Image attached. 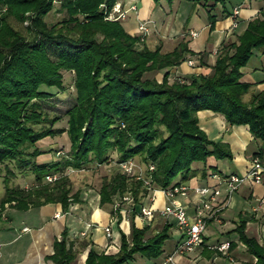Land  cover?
Wrapping results in <instances>:
<instances>
[{
    "label": "trees",
    "instance_id": "trees-1",
    "mask_svg": "<svg viewBox=\"0 0 264 264\" xmlns=\"http://www.w3.org/2000/svg\"><path fill=\"white\" fill-rule=\"evenodd\" d=\"M54 0H0V161H12L16 170L32 172L27 185L8 184L13 170L5 163L2 174L5 201L23 209L46 201H58L65 209L71 200H79V190L71 191L65 167H82L89 161L103 162L113 157L120 161L134 154L145 164L144 175L150 184L164 187L214 167L209 157H231L228 143L210 138L197 122L196 110L210 108L223 114L229 123H246L257 140L253 156L264 150V91L252 93L248 100L241 94L250 85L241 78V66L253 47L264 49V5L251 16L233 39L221 40L210 69L189 73L185 79L169 78V67L186 58V40L179 39L168 50L148 46L144 35L127 31L119 17H106L115 0H58L60 18L46 21L44 15ZM206 7L208 28L215 13L210 8L224 0H190ZM230 11V10H229ZM229 13V12H228ZM27 19V33L9 21ZM52 47L53 56L48 53ZM203 52L202 50L199 53ZM201 57V56H200ZM161 68L160 78L144 71ZM62 69L73 72L74 101L64 113L65 126H54L60 115L47 113L39 98L50 94L41 87H64ZM65 131L68 148L62 154L38 159L44 149L37 140ZM113 152V154H112ZM113 155V156H112ZM258 157V158H259ZM152 163L151 168H147ZM115 168L104 176L97 188L99 203L131 196L129 227L119 231L115 251H96L88 246L77 264H120L138 252L155 257L162 250L171 221L145 234L148 224L137 226L132 216L146 194L141 177ZM56 173L51 179L45 174ZM247 252L255 256L248 264H264V242L244 230L240 219L232 228ZM64 226L52 240L46 256L61 264H70L75 247ZM230 244V240L228 241Z\"/></svg>",
    "mask_w": 264,
    "mask_h": 264
},
{
    "label": "crops",
    "instance_id": "crops-1",
    "mask_svg": "<svg viewBox=\"0 0 264 264\" xmlns=\"http://www.w3.org/2000/svg\"><path fill=\"white\" fill-rule=\"evenodd\" d=\"M117 1L122 8L130 2L134 3L135 7L127 8L119 20L129 32L135 29L138 21H143L147 26V32L143 38L146 45L159 44L160 50L165 51L171 49L179 39L186 40L188 48L194 52L187 51L185 56L191 58L192 63L189 64L184 58L178 64L170 66L173 75L208 71L220 41L233 39L235 33L251 16L258 14L259 7L263 5L262 0H233L228 7L224 6L226 8V13H224L220 11L219 1H216L211 7L219 9V12L216 11L217 14L213 11L215 13L213 27L208 28L206 18V21L201 22L200 25L197 24L199 27L192 35L188 30L195 28L191 27L192 23L189 25L187 23L190 19L192 20V14L198 10L200 5L206 9L199 2L187 0L190 1L191 10L188 15H185L181 30L170 32L171 10L176 11L183 0H168L169 4L165 7L160 5V0L157 6H155V0ZM171 3H173L172 6ZM233 4H238L239 9L237 23L232 27L229 24L228 12ZM216 16L219 17L216 18ZM205 28L204 34H198L201 29ZM201 50L203 52L199 53ZM257 83L264 85V77ZM196 116L199 126L204 129L207 136L225 140L232 155L216 159L210 156L209 162L214 164V167L206 168V173H201L202 163L195 162L196 173L181 180L189 188L185 194H177L176 197L186 205L188 215L192 214V205L197 198L192 186L213 182L214 177L210 175V171L213 170L220 173L243 172L253 156L252 151L257 149V140L252 137L246 123H229L222 113L210 108H198ZM259 159L264 165V150ZM150 194L151 198L147 193L142 196L141 201L149 202L156 207L165 202V197L159 187H153ZM261 195H264V169L259 181L238 185L229 194L227 200L219 205L215 216L207 217L201 241L197 245L181 253L173 252L172 260L163 264H209V262L211 264H248L252 262L255 256L246 251L245 244L238 239L236 231L232 228L238 220L243 219L245 232L255 236L259 242H264V201L259 200ZM132 219L137 226L147 223V230L159 227L163 219L171 221L157 211L147 221L135 214ZM171 222L177 230V235L171 239L168 248L162 247L161 252L152 257L149 264H162L160 261L171 252L178 240L180 231L174 220ZM105 223L110 224V234H106L102 228ZM64 226L67 238L73 242L72 246L76 249L70 264H77L83 261L89 245L96 251H115L119 243L117 228L127 232L129 218H125L119 209L114 211L111 201L99 203L98 192L92 187L81 188L79 200L69 201L65 209L60 207L58 201H46L23 209L13 207L5 201L0 207V264H61L46 255L52 251L54 236H58ZM221 240H230L225 250H220L215 246Z\"/></svg>",
    "mask_w": 264,
    "mask_h": 264
},
{
    "label": "rangeland",
    "instance_id": "rangeland-1",
    "mask_svg": "<svg viewBox=\"0 0 264 264\" xmlns=\"http://www.w3.org/2000/svg\"><path fill=\"white\" fill-rule=\"evenodd\" d=\"M233 0H225L224 6L228 7ZM258 1V0H256ZM116 2V0H115ZM114 2V4H115ZM118 2V1H117ZM158 0H155V6L158 5ZM190 1L183 0L181 3H179V7L176 8V11L174 9L171 10L172 12V18L171 19V27H170V32L173 31H179L181 30L182 27V22L184 20L185 15H188L191 8L189 7ZM52 8L48 10V12L44 15V18L46 21H54L58 18H60L63 14V10L58 9V0H54L52 3ZM169 4L168 0H160V5L165 7L166 5ZM173 3H171L172 6ZM112 7V6H111ZM219 9L217 8H211L210 12L213 11H218ZM109 13L115 12L112 11L110 8ZM107 12V14H108ZM219 12V11H218ZM217 14V12H216ZM206 9L203 6H199L198 10L192 14L190 19V22L187 24L189 25L192 23L193 28L197 29L200 25V23L206 21ZM106 17H108L106 15ZM219 16H216L218 18ZM196 18V19H193ZM10 23L17 28L20 32L22 33H27L25 24L27 23V19H23L22 21H17L14 18L9 19ZM184 24H186L184 22ZM199 24V25H197ZM211 29V28H210ZM206 31L205 29H201L198 34H204ZM130 33H135L138 35H144L143 31L140 29H133L130 31ZM146 34V33H145ZM197 34V35H198ZM145 36V35H144ZM52 47H48V53L50 56H53V53L51 52ZM242 73L243 75L241 78L247 79L250 81V85L248 86L247 90H245L242 94L241 97L243 100L247 101L249 96L252 93H255L257 91H264V85L261 83H257L260 81L261 78L264 77V49H261V46L253 47L252 52L248 56L247 60L245 63L241 66ZM62 82L64 84V87H56L54 85H49L48 87L45 86V84H41V87H45L46 89L49 90L50 94L39 98L41 108L45 110L47 113H56L59 114L60 117L55 120L53 123L54 126H65L66 124V115L64 113V110L73 103L74 101V88L72 84V77H73V72L71 69H62ZM145 75H154L157 79L160 78L161 75V68L157 70H147L144 71ZM187 74L185 73H175L173 75V72L170 71L169 67V78H172L174 76L180 77L182 79H185ZM187 79V78H186ZM37 144L43 148L44 150L37 154L38 159H48L52 156H56L59 154H62L65 152L68 148V138L65 133V131H61L58 133H55L53 135H46L37 140ZM113 154V152H112ZM113 156V155H112ZM133 160V170L127 174H130L134 177H138L137 175H140L139 177H145L148 175H144V167L145 164L141 161L140 155L134 154L130 157ZM212 158H219V157H213ZM219 161V160H218ZM5 163L8 164V166L13 170L14 174L8 175V180L7 183L12 185V184H21L24 186L29 185L32 181V172L29 170L25 171H19L16 170V168L13 166L12 161H0V195L3 192V182L1 179L2 174L7 173L6 172V166ZM115 168H120L117 161L113 157L109 158L107 161L103 162H94V161H89L86 164H84L82 167L74 168V167H65L64 171L67 173L70 179V184H71V191L78 189L80 190L81 188H87V187H92L97 190L101 179L104 176L109 175ZM121 170V169H120ZM54 175L56 173H53ZM44 179H47L44 175ZM143 182V181H142ZM247 183L246 181L241 183L244 184ZM152 186V185H151ZM155 187V186H152ZM220 190L223 189L222 183L219 186ZM129 194V193H128ZM118 200L117 196H114L112 201ZM142 200V199H141ZM122 205L125 206V202H122ZM128 217V213L126 214ZM169 220H173L171 215H167ZM164 220V219H163ZM153 229H148L145 231V234L151 233ZM168 235L164 238L162 241L161 246L164 248H168L170 245L171 239L177 235V230L174 226L169 227ZM150 260H152V257H146L138 252H136L132 258L127 259L123 261L120 264H144V263H150Z\"/></svg>",
    "mask_w": 264,
    "mask_h": 264
},
{
    "label": "built area",
    "instance_id": "built-area-1",
    "mask_svg": "<svg viewBox=\"0 0 264 264\" xmlns=\"http://www.w3.org/2000/svg\"><path fill=\"white\" fill-rule=\"evenodd\" d=\"M264 5V0H262ZM134 3L130 2L124 8L121 7L119 2H115L112 5V13L107 14L108 17H122L127 8H134ZM238 4H233L230 8V26H235L237 23V14H238ZM137 29L143 31V34L147 32V26L143 21H138L136 24ZM190 34H195L196 29H189ZM189 64L192 63L191 58L185 59ZM121 170L125 173H129L133 170V160L128 157L126 159L120 160L117 162ZM152 163H148L147 168H151ZM264 169V165L261 163L260 159L257 156H252L247 168L243 172H217L210 171V175L214 177V181L211 183H205L201 185H194L191 188L197 194V198L193 203V211L191 215H188L186 212V205L183 202H180L176 195L185 194L189 188L184 182H176L168 184L164 187H160L161 192L165 197V202L159 206H153L149 202H140L136 207L134 212L140 218L144 220H149L155 211L162 214L163 216L171 215L176 227L180 231V236L175 242L170 253L166 254L165 257L160 261V263H166L167 261L172 260V253H181L185 250H189L197 245L201 241V234L205 227L207 217L215 216L216 211L219 208V205L223 204L229 196V194L235 190L238 185L243 182H257L261 178V172ZM138 177L140 175H137ZM47 179L54 177V174H45ZM143 184L147 188L146 194L151 198L152 186L150 184V179L148 176L142 177ZM222 183L223 189L220 190L219 186ZM150 191V192H149ZM260 201H264V195L259 197ZM122 202H125V206L122 205ZM131 196L128 193H123L120 196V199L114 200L112 202V209L115 211L117 209L121 210L122 213L127 218L126 214L130 209ZM88 224V223H87ZM106 234H110V224L105 223L102 226ZM215 246L220 250H225L228 246V240H221L215 244ZM209 264H211L209 262Z\"/></svg>",
    "mask_w": 264,
    "mask_h": 264
}]
</instances>
